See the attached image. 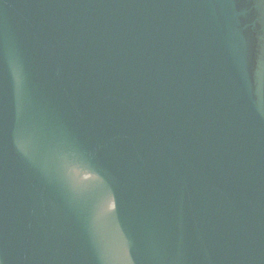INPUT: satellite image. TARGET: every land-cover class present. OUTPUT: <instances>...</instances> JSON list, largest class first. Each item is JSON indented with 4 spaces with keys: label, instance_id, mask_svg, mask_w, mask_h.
<instances>
[{
    "label": "water",
    "instance_id": "95a60500",
    "mask_svg": "<svg viewBox=\"0 0 264 264\" xmlns=\"http://www.w3.org/2000/svg\"><path fill=\"white\" fill-rule=\"evenodd\" d=\"M0 264H264V0H0Z\"/></svg>",
    "mask_w": 264,
    "mask_h": 264
}]
</instances>
